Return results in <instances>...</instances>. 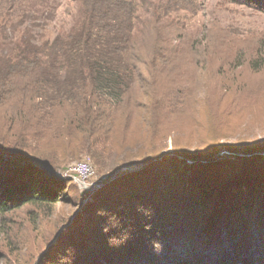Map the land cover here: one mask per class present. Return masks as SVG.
Here are the masks:
<instances>
[{"label": "trees", "instance_id": "1", "mask_svg": "<svg viewBox=\"0 0 264 264\" xmlns=\"http://www.w3.org/2000/svg\"><path fill=\"white\" fill-rule=\"evenodd\" d=\"M106 1L56 36L48 22L13 21V7L0 8V237L10 213L31 206L51 217L66 201L68 182L48 169L89 158L105 173L115 159L112 173L143 168L119 172L74 213L79 235L48 255L51 264H264L246 243L264 180L225 195L246 164L262 171L264 159L218 162L220 142L179 136L168 152L163 122L186 104L172 78L178 47L155 41L141 56L135 7ZM215 94L228 97L225 88ZM135 131L140 138L129 139Z\"/></svg>", "mask_w": 264, "mask_h": 264}, {"label": "rangeland", "instance_id": "2", "mask_svg": "<svg viewBox=\"0 0 264 264\" xmlns=\"http://www.w3.org/2000/svg\"><path fill=\"white\" fill-rule=\"evenodd\" d=\"M126 1L136 9L139 31L137 42L141 56L149 57L152 54L151 45L155 41L169 40L178 47V67L172 78L179 83L180 92L185 93L186 104L172 121L163 122L162 127L170 124L168 128H172L166 142L168 152L172 151L173 137L179 136L183 141L203 139L205 142H220V150L215 158L218 162L235 165H244V162L256 165L257 161L262 162L264 8H260L256 1L248 0ZM100 6L108 7L107 1H0V8L7 10L13 7L12 13L15 15L11 20L46 21L50 24L49 33L52 36L70 31L78 21L86 19L85 10ZM168 85H162V88ZM223 88L227 89L228 97L219 102L215 93L217 89ZM146 102L150 105V100L144 97ZM134 133L139 139L141 134L138 131L130 132L128 138L131 139ZM81 162L88 163L93 169V175L86 186L78 185L73 180L72 169ZM114 165L115 159L110 160L104 173L98 170L91 159L82 158L56 169H48L54 176L68 182L61 193L67 198L66 201L57 207L51 217L43 216L31 206L7 215L4 220L6 233L0 237V264H51L48 255L60 244L75 240L79 235L74 213L83 208L92 195L104 186L100 187V183L106 182L124 168L112 173ZM245 166L247 169L238 172L235 177L236 180H242L241 185H232L226 191V197L246 190V181L254 179L257 183L264 180L263 169L257 171L254 166ZM257 168L262 167L259 165ZM84 197L87 199H82L81 204V198ZM256 207L258 223H253L254 235L251 237L249 234L246 243L257 248L253 252L260 257L264 255V205L258 203ZM35 219L38 222L34 223ZM66 219L69 223L65 225ZM58 226L60 229H57Z\"/></svg>", "mask_w": 264, "mask_h": 264}, {"label": "built area", "instance_id": "3", "mask_svg": "<svg viewBox=\"0 0 264 264\" xmlns=\"http://www.w3.org/2000/svg\"><path fill=\"white\" fill-rule=\"evenodd\" d=\"M73 180L78 185L86 186L93 175L92 166L86 162L78 163L73 169Z\"/></svg>", "mask_w": 264, "mask_h": 264}, {"label": "water", "instance_id": "4", "mask_svg": "<svg viewBox=\"0 0 264 264\" xmlns=\"http://www.w3.org/2000/svg\"><path fill=\"white\" fill-rule=\"evenodd\" d=\"M143 168V165H132V166H129V167H124L121 171H118L115 175H113L112 177H110L108 180H106V182H102L100 183V187L111 182L112 180H114L118 175L119 172H122V173H125V172H131V171H137L139 169H142Z\"/></svg>", "mask_w": 264, "mask_h": 264}, {"label": "clouds", "instance_id": "5", "mask_svg": "<svg viewBox=\"0 0 264 264\" xmlns=\"http://www.w3.org/2000/svg\"><path fill=\"white\" fill-rule=\"evenodd\" d=\"M145 215H150V212L145 211ZM148 227H150V225ZM155 247H156L157 250L160 249V245L158 243L155 245Z\"/></svg>", "mask_w": 264, "mask_h": 264}]
</instances>
